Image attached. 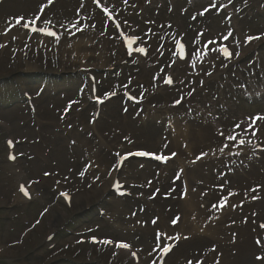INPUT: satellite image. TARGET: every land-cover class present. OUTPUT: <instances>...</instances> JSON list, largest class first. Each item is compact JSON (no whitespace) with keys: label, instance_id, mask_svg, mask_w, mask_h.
I'll return each mask as SVG.
<instances>
[{"label":"rangeland","instance_id":"374dc122","mask_svg":"<svg viewBox=\"0 0 264 264\" xmlns=\"http://www.w3.org/2000/svg\"><path fill=\"white\" fill-rule=\"evenodd\" d=\"M42 1L43 3H46V0H42ZM64 2L60 3L57 6V8L53 7L49 9L46 12V14L43 15V18L41 20L42 23H45V21H50V24H54L57 27H60V28L63 27L66 29L68 27H71L73 23L79 22L78 17L71 16L73 14V11H61ZM43 3H42V6H37L35 5L34 2H31V1L21 3V4H26V5L8 3L7 7L13 8V9L10 10V13H7V14L13 16L15 15V13L19 12L17 10H20L22 12L16 14V16H22L23 18L32 19L35 17L34 14H32V12L36 11L34 9H39L38 7H42L44 11L46 10L45 4L43 5ZM203 6L204 5H202V7ZM209 11H214V9H211ZM8 15L5 14L6 17ZM209 15H213L214 17L211 16L210 19L207 18L206 22H203V23L206 25L209 23L215 24L216 27L214 28V31L215 29L222 31L223 26L221 25L220 20L218 21L220 17L215 16L213 13H209ZM151 16L154 19L155 18L160 19L162 23H164L166 20L169 19L168 15L166 14V11H159L157 14L152 12ZM66 17L73 18V20L71 21H67V19L64 20V18ZM189 17L190 15H187V19H186L187 27L185 29V34H187V37L190 40V44L194 48L196 44L195 33L198 32V30L195 27H193L194 19L191 18L189 20ZM136 21L140 25H142L139 18H136ZM12 24L14 25V22ZM260 26L261 25H257V20H255L254 18H252L251 20H246L245 18L242 31L250 30V32H253V31L255 32L256 30L260 28ZM244 27L246 28V30L244 29ZM96 28L99 33L102 32V34H104L106 38L111 39L110 35L106 33L105 30L103 29L102 24L97 25ZM109 28L111 29V27ZM141 28L145 29V27L143 26ZM73 30H76V29H73ZM71 31H68L66 34H68ZM19 36L21 35H20V32L18 31L11 33L5 28L1 29L0 27V39L3 40L6 37L7 42L12 44V45H8V47H10L12 50H15L13 53H9V51L6 50L9 54H15V52L19 48H22L20 46L26 47L28 45V47L32 48L33 50H36V49L41 50L42 48H44V46L45 47L52 46L49 40H44L41 44H38V42L33 37H28L27 35L24 34V36H22L24 38L22 39V38H19ZM96 37L97 36L93 32V30L89 32L88 41L84 42L83 44V48H86L85 50L86 57L89 54L87 53L88 45L97 44L99 45L98 53L102 57L104 63L107 65L106 68H108L112 66L108 64V61L112 58L110 57L108 53H104L103 44L96 41L97 39ZM0 45H2V42L0 43ZM3 47H0V51L4 50ZM7 52L2 53V55L5 56L7 59H9ZM3 56H1L2 59H4ZM89 59L90 57H88V60ZM263 60H264V57H263ZM2 61L4 62L5 59ZM15 61L23 63V62H26L27 60L20 59V61H18L15 59ZM1 63L2 62H0V64ZM66 63L71 64V65L75 64L73 62L72 63L66 62ZM2 66H3L1 69L2 71L0 72V125L4 127L9 133L11 132L12 135H15L18 140H23L24 138L26 139V141L23 140L25 143L28 141L27 142L28 144L25 145L23 148L21 147L19 151V153H21L22 155L20 162L23 165L24 171L28 174L27 176L28 179L34 183L32 185V183L27 179L28 180L27 183H29L30 188H32L33 186L38 192L39 196L43 199H41L38 202L35 201L34 203L22 204V203H18L19 200L23 201V197L21 195H16L13 197V195H15L14 178L12 174L10 173V170L8 169L7 164L5 163V150L3 146V141H4V138L7 137L6 135L7 132L3 128L0 127V200L2 201L6 200L5 201L6 203L0 204V247L2 248V250L0 249V264H89L90 261L86 256L88 254H93V253H94L93 254L94 258H95L94 261H96L94 262V264L95 263L96 264H118V263L125 264L127 262L128 256L126 255L120 254L119 256H114V253L112 251H109L106 249H97V250L93 249L89 251V250L80 248L79 246H76L75 242L77 241V237H78L77 234H80L81 232L86 233V231L91 230V229H93L92 233L94 235L106 236L113 240L124 241L138 249H140L141 247L145 248V251L150 252L149 255L151 254V256L156 255L158 249L162 246L160 243L162 238H164V240L165 238H170L173 240L179 238V240H184L183 242L185 244L191 243L193 241L190 245H185V246L180 247V249H177L175 253L169 259L168 264H175L178 258L181 256H183L182 258H185V259L191 258L192 260H199V257L201 256L200 253L207 255L208 252L212 248H214L212 241L210 242H197V241L198 240L199 241L213 240L211 238L209 239L207 236H204L205 234L202 233V230L210 227L212 231L214 224H211V221L215 219H219L221 216L217 215L215 218H212V219H209V218L203 219L201 217H199L198 219H195V218L192 219V221H190L187 224L189 226V230L194 231V232H190V234L193 235L192 238L185 236V235L182 236L180 229L170 231L167 228V225H172L171 221L174 218H176L175 217V212H176L175 205H173L172 200L170 198H164L163 194H162V197L161 196L160 197L163 199H169L168 203L163 204L162 202L163 200L160 197H159L160 203H158L159 202L158 195H160V192L157 190V187L159 185V177L157 178V181L155 183L145 186V187L149 186L152 191H148V189H145V188H142L137 191L139 194V197H141V199L144 202L146 200V197L153 198L152 201H148L145 203L142 200H140V198H137L140 200L142 204H144L147 207V213L144 207L138 206L139 203L137 204L136 199H134L133 201L130 200L127 203V205L129 206V210H126L127 214L121 215L119 218L120 224L122 226L120 228H113L110 220L109 221L104 220L105 224L99 227L100 225L96 224L95 222V218H96L94 217L95 212H96L95 208L90 211L91 213L87 212L88 213L87 215L79 217L81 215L80 211L76 210L75 207L73 208V210L68 211L65 209V207L62 204H59V202L56 203L57 201V200L55 201L56 191H54L52 187V183H51L56 178L62 179L64 186L66 187V184H67L69 187L68 189L72 191L74 190V188H77V187L81 188V186L82 187L90 186L96 181L105 182V179L101 180L102 173L100 172H104V169H108L107 164L112 166L115 159L111 152L105 149L100 150L102 148V146L99 144V141L101 139L100 137L98 138L96 130L93 132V128L91 127L93 122L95 123L101 122L103 114H102V117L100 116L98 121L92 120L90 124H86L90 122V114H91L92 109H87V111H79L77 112V114L73 112L72 117L74 116V114L78 117L80 116V119L82 121L80 120L79 123H80V126H82V129H80L79 124L77 122H75L76 124L74 123V119L70 122L72 128H69V125H68V121L70 119L68 117L69 115L66 116L65 118L59 119L61 116H63V114L65 115V113L69 110V104L72 105L71 100L69 99L76 97V94H78L79 96V100L76 101V104H77L76 105L77 107L75 106L76 108H80V106L82 105V104L80 105V103L82 101H86V95H85L86 93L85 94L80 93V84L82 82V79L76 78L69 74L72 71L71 67H66V69H63L64 74L62 75L60 74L59 68L57 66H50L48 69H45L44 67L41 69L42 73L40 74V76L46 75L47 74L46 72H54L55 75L58 77H55V76L51 78L37 77L36 79L38 80H34L33 77H31L32 79H30V78H22L23 76H16L20 73V71H22V68H23L22 65H19L16 63L10 64L9 62L7 64L5 62L2 64ZM141 74H139L136 78L134 77L133 79H128L127 83H129V85L131 84L130 86H134V87L140 86L144 88L143 93L147 97V100L145 101V104H147L146 105L147 109L149 110L152 108H156L157 110L165 109L166 92L159 90V87H158L159 84L154 82L153 84L156 85L157 88H155L154 90H151L148 93L150 89V84L149 82L145 80V77L144 79H142L143 75ZM146 75L147 73H145V76ZM8 76H13L11 80L18 82L19 88L25 86V84L27 86L29 85L31 88L30 90L32 91L33 95L36 93V90H39V88H43V92L41 96H39V98L37 99L39 102L40 111L39 113L36 114L35 118L29 117V111L27 110L25 105L17 103L18 96L16 95L15 87L11 85L10 83L6 82V80H4L5 77H8ZM34 81H35V84H34ZM83 86L85 87L87 85L84 84L81 86V88H83ZM214 87H216V85H214L213 83L210 84L209 86V91L210 92L212 91L211 109L216 111L218 114V111L220 110V101H219V96L215 97ZM65 88L66 90H64ZM57 89L62 90V92L61 93L54 92ZM156 96L163 97L164 102L162 105L154 104ZM232 102L235 105H237L240 110H243L248 115H252L253 113L264 112V104L260 105L259 103H256L254 105H246V104H240L234 100H232ZM119 106H121L120 102H117L116 104L113 105L112 108L114 110L116 107L119 108ZM105 113H109V109H107ZM113 115L115 116L110 115L111 116L110 124L112 125L113 128H115V133L110 132L109 131L110 129L105 128L102 125V123L100 124L102 125L103 129H109L108 131L111 134L118 136L119 134H117L116 131L122 130V128L120 127L122 119H120L116 115V113ZM124 116H128V117L131 116V118L134 120V112H127L126 114H124ZM139 117L143 118V116H141L140 114H139ZM147 117L151 118V114H148ZM38 119H44V120H41V122L46 126L51 125V127L46 128L43 126L42 128H40L39 126L38 128V122H37ZM192 123L196 125L201 124V120L197 119L196 123L194 121H192ZM183 124L184 126H186V123H183ZM207 126L210 127L209 125ZM51 128H52L53 134H55L54 129H56V131H62V130L72 131L73 129V132H70V133L72 134L73 139L75 140L74 143L77 146H74L73 144L70 143L71 141H69L68 136L65 137V140H63L60 135L50 136ZM39 129L40 131L38 132ZM82 130L89 132L92 136L96 138L95 145H94V138L89 136L86 132L83 133ZM123 130L125 132L121 133L119 136L122 138H125L127 136V128H123ZM143 130L147 131V132H144L145 134H150L147 137L151 139L146 138L144 136V133H142L143 136L141 135L142 137L147 139L149 142L151 143L160 142V145H159L160 147L157 146L156 147L157 149H161L166 152L167 148L170 147V145H172L171 143H173L172 142L173 138L171 137L172 133L168 134V137L166 138L167 139L166 142L163 141L164 133L162 132L161 128L158 130H155L154 131L155 134L153 131H151V133H148L149 130L146 129L145 127H141L139 131L142 132ZM161 137L163 140L161 139ZM135 145L138 146V143H136ZM88 146L92 148L93 151L96 152L95 155L97 156L98 161H99L98 165H95L92 167V169L90 170V173L87 172L90 169V167L87 168L88 165L86 162L89 159H87L88 155L85 152V147H88ZM103 147L107 148L106 146H103ZM81 148H83V150ZM99 152H100V155H99ZM64 155H66L67 159H70L71 161L74 162V165H76V169L78 173H76L77 176H75V178L77 179L76 183L78 184L73 185L68 182V180L66 179L67 173H63V171H65L63 170V166L57 162V159L64 158ZM100 156L102 160L100 159ZM88 163H90V161H88ZM219 164L214 166L212 162V163H209L207 166H204V169L201 172L197 170H194V172H192L191 170L184 169L181 163H179L177 167V173H202L204 170L208 171V173H211L212 169L217 168ZM133 166H130V168L136 171L134 173H138V170H137L138 167L136 168ZM94 169L97 172L93 173L95 171ZM157 170H158L157 168H151V167L145 168L139 173L141 174L140 178L143 180V182L152 181V180L154 181L155 179L153 177L157 175V172H156ZM171 170H174V169H171ZM171 170H170V173L172 172ZM46 172L48 173L50 178H52V176L55 177V178H52L53 180L49 179L50 183H47L44 181V176H46L45 175ZM81 172L84 173L83 176L80 175ZM98 172H99V176L97 180H95L98 175ZM177 173H175V178H173L175 181H177L176 180V175H178ZM252 173H257V171L254 170ZM252 173H248V174L252 175ZM261 173H264V170ZM237 174L239 173H232V178L229 184L235 180ZM211 175L215 176L214 173H211ZM170 176H172V173ZM92 178H93V181L90 183L89 181ZM122 178L124 181H126V183H129L130 181L134 185H136L135 182H138V183L140 182L139 179L136 178L135 175H130L129 171L127 172L126 175H123ZM177 178L183 182V180L190 181L194 179L195 176L193 175L185 176V174L183 175L181 174V177L179 175L177 176ZM166 179L169 181V173L165 176V180L163 181V186L168 193L177 194V195L184 194L185 189H187L184 183H183V188L180 189L181 183L180 182L176 183L175 181L172 180L170 184L172 185V188H175V191H174L168 186V183L166 184ZM211 182L212 180H210V183ZM17 184L18 182L16 180L15 185L17 186ZM206 188L210 189V186ZM190 191L192 193H196L192 189H190ZM212 192H213V189H212ZM72 194H73V198L79 195L75 191H73ZM90 195H92V193ZM212 195L217 196L214 192L212 193ZM107 196L108 195H104L103 199H106ZM182 197L183 196H181V198ZM87 199L89 200V197ZM91 203L95 206L94 204L95 201H91ZM189 205H191L194 208V203L192 202L191 199H190V203H186V206H189ZM79 206H81V204H79ZM100 206L103 207L102 204ZM106 208L108 207H104V210ZM113 211H117L116 208H114ZM148 212H150L151 215L153 216V218H150L151 220H149ZM163 216L166 217L167 225L160 223L158 220L159 217H163ZM135 220L137 221H148L149 220V223L151 225L145 228V230H147L146 233L143 230L134 229ZM153 220H156L157 223L153 224L152 223ZM53 223H55L54 230H56L55 240H56L57 246L52 250H48V245L45 244V238L46 236L50 234V231H51L50 229H52L51 225ZM89 223H91L92 225L86 226ZM137 224L138 225H136V227L140 229H142L143 225H146L145 223H140V224L137 223ZM95 227H98V228L95 229ZM153 229H156V230L159 229V232L162 234V236L156 243V249H152L153 248L152 245H154V243L156 242V238L154 236L155 232L153 231ZM230 234L232 233L228 232L227 233L228 237L226 238H231V236H229ZM185 237H187V239H185ZM216 246L217 245L215 243V247ZM261 246L264 247L263 244ZM72 248H75V249H72ZM254 249H249L250 251L247 253V256H248L247 260L249 264H256L257 262L255 259L257 255L255 257L252 256V252ZM261 256H264V252L261 253ZM143 257H146V255ZM110 261H115L116 263H110ZM260 264H264V261H262Z\"/></svg>","mask_w":264,"mask_h":264},{"label":"bare ground","instance_id":"6f19581e","mask_svg":"<svg viewBox=\"0 0 264 264\" xmlns=\"http://www.w3.org/2000/svg\"><path fill=\"white\" fill-rule=\"evenodd\" d=\"M27 1H32V0H27ZM27 1L23 0V2H21V3H25ZM44 4H45V9H46L47 3H44ZM80 8H81V6H80ZM8 16H10V15H8ZM12 23L13 22H10L8 20V18L5 16V14L0 13V27L3 26V28H4V25L8 24L7 30L10 32L9 27L11 25L13 26ZM14 25H20V24H17L15 21ZM82 26L80 28H82ZM108 26L111 27L109 24H108ZM109 27L107 28L108 29L107 31L110 32L111 34H113V28L111 27V29H110ZM15 31L20 32L21 36H19V38H22V39L24 38V37H22V36H24V34H22L21 31H19V29L14 30V32ZM80 32L81 31L72 30L68 34L65 33L63 35V40L60 44V47L57 46L56 44H54L53 42H50L52 46H50V47L44 46V48H42L41 50H45L49 54H54V56L59 58L61 61L65 60L66 62H69V63L73 62L76 64L77 62L85 59V57H86V53H85L86 48H83V44H84V42L88 41V36H89V32L78 35V33H80ZM93 32L95 33L94 30H93ZM25 35H27V34H25ZM27 36L31 37L29 35H27ZM33 38H35V40L38 42V44H41L44 40H46V39L40 38L38 36H34ZM96 38H97L96 41L103 44L104 53L109 54L110 48L108 47L106 41H104V39H102L101 37H98V36ZM1 42H2V45L4 46L3 48L8 50L9 53H13L15 51V50H12L10 47H8V45H12V44L7 42L6 37L3 40L0 39V43ZM256 44H258V43H256ZM117 45H119V42L117 43ZM20 47H23L26 50H31L34 52L39 51L37 49L33 50L32 48L28 47V45L26 47H24V46H20ZM95 47H96V49L94 50V52H97L99 50V45L96 44ZM93 48H94V46H93ZM112 50H114V49H112ZM245 52H247V51H245ZM21 54L22 53H20V56H21ZM72 55H79V57L76 60H72V58H71ZM12 56L14 57V59L20 61V57L17 58L18 56H15V54H12ZM88 57H90V59H92L89 54L87 55L86 59H88ZM111 58H112V56H111ZM191 58H194L193 54H191ZM0 59H2L1 55H0ZM2 60H4V59H2ZM27 61L23 62L25 64L26 71L33 72L34 70H36V68H37L36 64H34L33 62H30V61H28V62ZM97 61L99 63V65H98L99 68H106L107 67V65L104 63V61H103V59L99 53L97 54ZM0 62H1V60H0ZM178 64H180V63H178ZM178 64L174 65L173 69L177 68V67H181V65H178ZM90 66H94V67L98 68L97 65H94L92 63H90ZM184 72H183V74H184ZM141 75H143L142 79H144V77H145V80L147 82H149V84H150V89H149L148 93L151 90H154L153 86H156V85H154L153 83L154 82L157 83V82L155 80L151 79V73H147L146 76H145V73H142ZM133 78H131V79H133ZM128 79H130V78H128ZM126 83H127V80L123 84L125 86L134 87V86H130L131 84L129 85V83H127V84ZM199 86L200 85L197 83V80H196L195 84L193 85V88H194V90H196V92L199 91V88H198ZM158 87H159V90L166 92V89L161 88L159 85H158ZM169 97H170V95L166 93L165 109H163V110L158 109L157 110L156 108H152L149 110L146 107L147 104H145L147 97L144 94L142 96L143 103L145 106V107L143 106V108H142V113H143L144 117L140 118L139 114H138L139 112H136V113H134V120L131 118V116L130 117L123 116V118H122V122L120 124V127L121 128H127V136L125 138H122L119 135L117 136V135L111 134L110 132L115 133V128L112 129V131L109 129H103L102 125L100 124L101 123L100 121H99L100 123H95V122L92 123L91 127L93 128V132L96 130L98 138L100 137L101 140L99 141V144L101 146H106L108 149L112 150L114 153H120L122 151L128 150L129 148L133 147L136 143L144 144L149 148L150 147L156 148L157 146L160 145V142L159 143L158 142H153V143L149 142L147 139L142 137L143 136L142 133L147 132V131L143 130L142 132H140L139 131L140 128L141 127L147 128L149 126V124L152 123L153 121H155V122L167 121V123H168V121L173 120V122H174L173 123V129H169V131H168V133H172L171 137L173 138L172 139L173 143H171V144L173 146L170 145V147L167 148L166 152H169L171 150L170 151L171 154L175 153V156L173 159L172 166H167V168L162 170L161 173L159 174V176H158L159 177V185L157 187V190L160 192V195H158V200H159L160 196L162 197V194H163L164 198H170L172 200V203H173V205H175V210H176L175 217H179V221L176 225H173V224L167 225L166 224V217L163 216V217H159V219H158L159 222L163 223L164 225H167V228L170 231L180 229L182 236L185 235V236L192 238L193 235L190 234V232H194V231H190L189 226L187 225L190 221H192V219H194V218L198 219L199 217H201L203 219H208V218L212 219V218H215L217 215H220L221 217L219 219H215V220L211 221V224H214L212 231H211L210 227L202 230V233L205 234L204 236H207L209 239L210 238L213 239V241L217 245L216 246L217 248L213 251V254L211 253L208 257L203 259V261L206 262V264H210V259L213 258V260L220 259L219 264H226V262H227V264H249V262L247 260L248 259L247 253L250 251L249 249H253V247L257 245L255 243L256 240H262L261 237L259 236V231H258V228L256 226L257 221H256L255 213H256V211L260 210V214L262 216H264V203H260L259 195H257L261 192H262V194H264V173H261L264 170V162L260 163L259 165H256V166L252 163H249V166H250L249 170L238 169L236 172L235 171L232 172V173H239V174H237L235 180L230 183V187L232 188V192H231L232 194L231 195L228 194L225 196V197H227L228 205L226 207H224L223 209H220V210L213 209L212 205L217 204L221 199H224L225 197L220 198L218 196L212 195V193H213L212 188L211 187H210V189L206 188V187H209L210 180H212L211 184H214L216 182V179H215L216 177L211 175V173H213L214 168L212 169L211 173H208V171H206V170H204L202 173H177L178 174L177 176L180 175V177H181V174L182 175L185 174V176L186 175H193V176H195V178L190 180V181L183 180V183L185 184V187L187 188V189H185L183 195L168 193L163 186V181L165 180V176L168 173H170L171 169H174V170L177 169L179 163H181L183 168L186 170H191L192 172H194V170H197V171L201 172L204 169V166H207L209 163L213 162L214 166L221 163L222 160L226 159V157H224V155L229 156V158L227 159V162H229V161H231L232 153H238L237 151L232 150L231 146H229L228 148H225L223 152H220V148L222 146L217 144L218 140H217L215 133L213 132V128H212V121L211 120H213V119L208 117L207 113L197 111V114H198L197 116L202 119V123L200 126L195 127V125H191L189 123V118H190L189 113L181 111V112H179L178 116H176L174 114L173 110H171L169 108L170 103L167 100V99H169ZM89 105L90 104H85V107L89 106ZM103 110H104L103 112H105L107 109H103ZM190 112H192V114H193V110H191ZM109 113H110V109H109ZM148 114H151V118L147 117ZM129 122H131V123H129ZM183 123H186V126H184ZM207 125H209L210 127H208ZM133 128H134V130H133ZM10 134H12V133L10 132ZM256 134L264 140V125H262L260 130L256 131ZM149 135L150 134L144 133V136L146 138H148L147 136H149ZM148 139H151V138H148ZM217 151H218V153H217ZM85 152L88 155L89 161L92 162L90 169L87 171L90 173V170L92 169V167L95 165H98L99 161H98L97 156L95 155L96 152L93 151V149L90 148L89 146L85 147ZM204 153H207V155H203ZM198 156H201L202 158L197 160L196 158ZM60 157H61V155H60ZM218 157H220V158H218ZM193 161H195V162H193ZM57 162L63 166V170H65V171H63V173H67L66 179L68 180V182L70 184H73V185L78 184V183H76L77 179L75 178V176H77L76 173H78V172L76 169V165H74V162L71 161L70 159H67L66 155H64V158L57 159ZM17 168H19V166ZM254 170L257 171V173H252ZM128 171L129 170L127 168H123V170L121 172V176L126 175ZM12 173H13V170H12ZM19 173H20V176H19V174L16 175V180L18 183L20 182V180H23V179L27 180V178H25V175L23 174L24 172L20 171ZM100 173H102L101 180L105 179V182L96 181L90 186L85 185L86 187L81 186V188H79V187L74 188L73 191L77 192L79 195L72 199L73 205L78 204V206H79V204H81V206H79L81 209L88 207L87 204H88L89 200L87 198L89 197V199H90V196H92L93 198L96 199L97 198L96 196L98 195V191L100 189L104 195L105 194L108 195L107 194V188H108L109 182L111 181V179L115 173L114 168L109 169V167H108V169H104V172H100ZM248 173H252V175H249ZM47 176L48 175L44 176V181L47 183H50V180H49L50 178H48ZM182 178H183V176H182ZM57 179L58 178H56L54 180H57ZM59 181L62 184L59 183V185L57 186V190L60 191L59 193H61L63 190L64 183L62 182V180H59ZM27 182H28V180H27ZM51 183L55 184V182H53V181ZM99 184L101 186H99ZM127 185L129 186L131 191L134 190V188L136 189V185H134L130 181H129V183H127ZM66 186L68 189L69 187L67 184H66ZM256 187H258L256 189V191H253V189H255ZM260 188H262L263 190H261ZM32 189H34L36 191V189L33 186H32ZM145 189H148V191H152L149 186L145 187ZM190 189H192L196 193H192L190 191ZM138 190H140V189H138ZM173 190L175 191V188H173ZM91 193H92V195H90ZM33 194H34V192H33ZM181 196H183V197L181 198ZM253 197H255V199H253ZM190 199L194 203V208L191 205L186 206V203H190ZM140 200H142L141 197H140ZM152 200H153V198H151L149 201H152ZM204 200L210 204L209 213H206V209L204 211L198 210V203H200L201 201H204ZM145 202H148V201L145 200ZM158 203H160V200ZM232 205H236V207L233 208ZM124 207H125V205L120 203V201L115 202L114 208H116L117 211H114V214H118V212L121 209H123ZM240 215H242V216H240ZM228 232L232 233L229 235V236H231V238H226V237H228V235H227ZM210 233L212 236L210 235ZM233 233L235 234V236H233ZM175 240L178 241L179 238H177ZM164 241H165L164 238H162V240L160 242L161 245L163 243L165 244ZM179 241H182V240H179ZM189 244L190 243L185 244L184 242L180 243V245H189ZM218 252L221 254L220 257H219V255H217ZM230 252L234 253V255H236V256H234L235 259H233L231 257L232 254ZM143 260L145 261L146 257H143Z\"/></svg>","mask_w":264,"mask_h":264},{"label":"snow or ice","instance_id":"6c2138e0","mask_svg":"<svg viewBox=\"0 0 264 264\" xmlns=\"http://www.w3.org/2000/svg\"><path fill=\"white\" fill-rule=\"evenodd\" d=\"M52 2H53V0H48V3L49 4H51ZM124 2L127 3V0H124ZM93 3L96 5L97 8H100L101 11L104 12L105 16H107V18L109 20H113V16L110 13L109 8L106 7V6H102L101 0H93ZM212 7H216V5L213 4ZM43 11H44V9L41 8V12H43ZM208 11H209V9L208 8H205L204 11L200 13V15H204ZM23 19H24L23 17L17 19L16 20V23L17 24H20ZM39 19H40V17H36L35 20L30 21V22H27V23H24L23 24V27L29 28V25L30 24L35 25L36 24V20H39ZM193 19H195V17H193ZM113 23L115 24L116 29L119 30L120 29V25L117 24L114 20H113ZM45 24L46 25L47 24H50V21H45ZM77 24H78V22L73 23L71 25V28H75L77 31H83V29L82 28H79L77 26ZM92 27H95V25H93ZM31 31L32 32H37L38 31L42 35H46V36H49V37H53L56 41H59V39H60V36L56 32L51 31L47 27H45V28L32 27L31 28ZM201 35H203V34H201ZM231 35H232V33L229 32L228 35L224 36L222 39L223 40H228ZM119 38L123 41V45L126 48L127 55L129 57H132L134 53H138V54H141V55H147V48L144 47V46H141L143 44H146V41L142 40L140 36L135 35V34L128 35L125 32H120ZM261 38H262L261 36L247 35L246 38H245V40H244V44H248V43H250L253 40H260ZM215 43H217L215 40H209L208 41V44H215ZM175 44H176V50L172 52V55L173 56H178L179 59H181V60L185 59L184 45L179 40H176L175 41ZM207 46L208 45H205V47H207ZM0 47H3V45H0ZM217 51H219L220 54L225 59H230L233 56V53H231L228 50L227 47L221 46L219 49H217ZM235 55L236 56H239V52L235 53ZM196 58L197 59H202V57L199 54L196 55ZM133 62H135V61H133ZM173 63H175V61H173ZM171 66L172 65H169V67H171ZM192 67H195V65L193 64ZM162 79H163V83L165 85L171 86L174 83L173 78L171 76H164V77H162ZM181 83H183V81H181ZM93 92H95V89L94 88H93ZM111 95H115V93H111ZM107 98H109V94L108 93H105V99H107ZM129 99H132V97H129ZM97 102L98 103H103L104 100L97 98ZM181 102H182L181 100L177 99L175 101V105H179V104H181ZM71 103H76V101H73ZM70 107H71V104H69V108ZM249 119H250L251 122L248 125V128L244 129V131L247 132L249 129H252V135L255 136L256 135V130L258 128L257 122H261V125H264V115H255V116L250 117ZM240 127H241L240 124H236L235 125V128H240ZM235 128L232 129L231 132H229L227 134L225 132H223V131H220L219 132V135L222 136V137H224L225 140H227V141H236L238 145H242L244 143V141L243 140L237 141V135L234 134L235 133ZM249 143H251V141H249ZM12 145H13V142L11 140H9L8 141V146L9 147H12ZM228 147H229V144L225 143L223 145V147L220 148V152H223L224 149L225 148H228ZM130 155H131V153H130ZM135 155H138V156H152L153 158H155L157 160H161V161H166L168 159V157L160 156V155H156L155 153H148V152H137V153H135ZM172 155L175 156V153H173ZM203 155H207V153H204ZM201 158H202L201 156H198L196 159L199 160ZM9 159L14 160L15 157L14 156H9ZM193 162H195V161H193ZM121 163H122V160H121ZM45 175H48V173L46 172ZM80 175L83 176L84 173L81 172ZM20 190L22 192H24V194L26 196L28 195V193L24 190V187L23 186H21V189ZM253 191H256V189H253ZM229 194L231 195L232 193H229ZM61 195H63L66 200L68 199L67 194L61 193ZM253 199H255V197H253ZM227 205H228V200H227V197H225L224 199H221L217 204H213L212 205V208L213 209L220 210V209H223L224 207H226ZM232 207L234 208V207H236V205H232ZM178 221H179V217H176V218H174L171 221V223L173 225H176L178 223ZM152 223L153 224H156L157 221L156 220H153ZM260 227L262 229H264V224H261ZM161 235H162L161 233H157V240L160 239ZM185 239H187V237H185ZM92 242L93 243H102V244H105V245H108V244L113 243L110 240L97 241L95 239V237H93ZM255 243L257 244V246H260V245L264 244V240H256ZM116 247L128 249L130 247V245H128L127 243L120 242V243H116ZM170 251H171V246H164V247H162V253L163 254H167ZM133 256H135V253H133ZM255 259L257 261H264V256L257 255L255 257ZM153 264H156V262L153 261ZM189 264H191V262H189Z\"/></svg>","mask_w":264,"mask_h":264}]
</instances>
